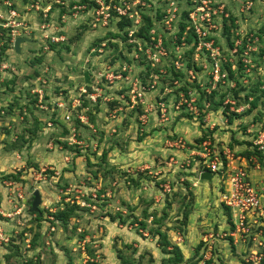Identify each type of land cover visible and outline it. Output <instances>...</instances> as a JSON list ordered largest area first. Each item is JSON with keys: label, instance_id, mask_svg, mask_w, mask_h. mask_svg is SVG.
Returning <instances> with one entry per match:
<instances>
[{"label": "rangeland", "instance_id": "obj_1", "mask_svg": "<svg viewBox=\"0 0 264 264\" xmlns=\"http://www.w3.org/2000/svg\"><path fill=\"white\" fill-rule=\"evenodd\" d=\"M40 1L50 5L56 0ZM71 1L57 0V3L68 8ZM181 1L185 8L187 1ZM218 1L229 17L224 21L225 26H231V16L235 18L229 33L225 34L224 29H220L221 32L213 38L214 47L220 53V68L226 77L219 81L214 79L211 59L203 53L197 56L193 47L194 38L188 43L183 36L180 40H174L173 34L178 37L176 29L172 34L165 33L164 45L169 56L163 60L159 70L166 73H160L155 89L173 87V90L158 94L161 98L169 94L173 102L169 103V108L165 106L159 112L149 103L155 105L157 93L151 94L140 110H133L131 103L128 106L121 102L122 108L110 111L108 101L116 97L115 90L121 86L118 84L147 86L142 82L152 83L154 79L151 75L156 71L142 65V62L136 67L126 62L130 66H125L124 70V64L116 57L121 52H127L128 48L123 47L120 38L112 41H120L117 49L111 47L108 41L112 38L106 36L107 30L113 34L118 32L115 24L105 30H92L87 22H91L94 18L91 14L95 12L88 16L82 11H72V14L61 18L53 12L47 21L46 7L42 8L44 18H39L38 12L24 9L30 5L28 0L15 2L25 21L24 28L27 30L24 31L34 32L30 39L35 42L21 44V55L16 54L12 47L10 55H7L8 51L4 54L5 58L8 56L3 62L7 68L2 69L3 64L0 65V205L4 197L7 196L8 200L6 208L0 206L1 214L5 217L0 222L3 229L0 236V264H23L32 255V264H86L90 260L78 251V247L85 244H91L96 264H120L117 250H121L124 257L131 256L130 264H167L162 260L165 256L160 250L158 236L149 234L150 228L154 232L158 228L151 218L146 223L148 230H141L140 225L133 226L125 230L126 236L117 230H110V215L130 214L129 209L125 213L122 208L123 200L138 201V205L143 201L138 220L142 221L141 211L144 208L148 215L163 220L160 229L174 233L169 235L170 241L174 239L181 245L183 241L178 234L181 233V220L195 203V188L191 187L184 172L189 165L194 172L197 169L194 166L206 168L202 158L187 152L188 149L197 153L209 147L217 150L218 156L223 158L226 150H230L235 157L255 152L263 176L264 155L257 153L253 141L264 130V0H250V10L246 9L245 0ZM34 23L38 26L34 27ZM65 24L66 27L63 26ZM92 27H95L94 24ZM60 34L66 37L63 43L50 46V42L44 41ZM182 41L186 44L182 45ZM102 42L107 44L102 50L106 56L92 63L89 50ZM45 44H48L47 49L44 48ZM9 45L11 48L12 44ZM113 54L118 61L112 57ZM138 58L144 59L140 55L134 57L136 60ZM176 62L182 63L183 70H191L195 77L176 78ZM107 65L114 68L106 69ZM204 65L208 67L205 69ZM120 75L121 78H116ZM127 77L129 79H125ZM81 87L92 90L90 93H97L94 89L98 88L101 90L98 96H106L97 103L86 104L88 108L84 112L88 122H80L77 126L76 117L81 112L73 107L72 102ZM43 90L47 96L41 103L36 94ZM185 100L186 103L181 105ZM59 102L65 104L64 110L57 107ZM212 102L215 105L220 102L222 106L215 110ZM98 103L101 104L97 106ZM38 104L44 105L36 107ZM65 111H70L74 116L70 123L63 119ZM211 111H219L225 123L222 124L218 117L214 118ZM226 126L233 130H225ZM211 128L218 130L216 137ZM23 135L24 139L20 140ZM104 152H107L105 159ZM252 168L250 166L249 170ZM95 172L99 173L97 178H94ZM11 174L19 177L18 180H3V177ZM141 176L144 178L142 181L139 179ZM138 179L140 188L131 182ZM217 180L214 177V182ZM9 182L15 184L12 191L8 187ZM35 190L42 195V223H37L35 216L29 212ZM66 203L75 204V213L67 225H59L56 221V224H49L54 220L50 212L59 211ZM225 215L213 214L216 224L196 225L197 230L205 235L210 234V229L217 231L216 234L219 230H225V226L229 229L230 221L224 218ZM132 218L133 222L135 219ZM18 226L25 228L24 231ZM35 234H39L40 238L31 249L33 246L30 242ZM227 238L222 240L226 241ZM12 239L13 243L10 241ZM52 241L55 242V249L61 252H54ZM124 241L130 249L124 246ZM18 244L21 254L16 257L15 247ZM199 244H182L185 253L190 255L182 264H200L207 254L214 255V250L206 252L205 244L197 255ZM229 245L226 249L220 248V252L217 249L222 254L221 264L233 257L241 261L232 242L229 241ZM198 259L201 261L198 262ZM213 263L212 259L207 261V264Z\"/></svg>", "mask_w": 264, "mask_h": 264}, {"label": "built area", "instance_id": "obj_2", "mask_svg": "<svg viewBox=\"0 0 264 264\" xmlns=\"http://www.w3.org/2000/svg\"><path fill=\"white\" fill-rule=\"evenodd\" d=\"M116 1L118 3H116ZM187 3L184 5V9L187 12L186 18V28L183 35V38L187 37L190 31L194 32L196 35L197 46L196 53L197 56L200 54H207L211 59V68L212 74L216 81H219L220 78L226 77L220 68L219 60V49L214 47L213 38L217 37L216 33H220L223 29L227 20L228 14L225 11L223 5H221L218 0H186ZM98 4V8L95 10L93 24L97 27L101 24L103 27L108 25L109 18L111 17L110 9L113 8L116 10L118 16L125 17L128 16L133 20L135 28L129 32V42L135 43L137 46H134V51L143 53L148 60V65L151 69H159L163 60L167 58L168 52L164 45L165 42V33L172 34L175 26L183 18L182 13V1L181 0H167L165 2L164 8L161 10L162 20L160 27L155 26L147 34V39L141 37L140 39H135L133 35L137 34L136 29L142 24V17L139 9V5L146 6L147 3L144 0H95ZM41 1H32L30 5L24 9L28 12L42 10ZM118 4V5H117ZM245 7L247 10L252 8V2L250 0H245ZM147 7H150L147 5ZM50 6L45 8V13L50 10ZM47 14H45L46 16ZM23 15L21 9H18L17 4L13 0H0V58L2 54V48L5 41L1 39L3 35V30H11L10 36L11 41L9 44H14V41L17 37H26L30 38L31 32L26 33L27 30L24 27V22L22 20ZM174 35V34H173ZM177 36L174 35V40ZM54 41L58 42V39L52 38ZM144 42H143V41ZM183 43L182 45H185ZM145 46V47H144ZM134 57H138V53L134 54ZM179 59L181 57L179 56ZM1 63L0 65H2ZM177 69L182 68V63L176 62L174 64ZM124 65V70L126 69ZM208 66L204 65L206 69ZM7 65L3 64L2 69H6ZM114 66H107L106 69H112ZM2 71V70H1ZM188 77L194 78V74L191 70H186ZM160 73H166L163 70H159L152 73V80L149 86H131L129 98L132 106L137 105L144 100V94L148 90H153L158 85ZM122 76H117L116 78H121ZM129 79V77L125 78ZM46 84V83H45ZM173 90V87L171 88ZM97 93H90L85 87H81L78 90V96L74 98L72 105L76 110L80 109L81 114L76 117L82 123L88 122V117H85V108L82 107L83 100H89L92 103H97L98 93L101 90L94 89ZM170 90L168 87H165V91ZM171 90V91H172ZM170 91V93H171ZM39 94V93H38ZM44 91L39 94L40 102L43 99ZM101 96V95H100ZM184 98V96H183ZM63 102L67 104L64 100ZM63 102L57 103V107L60 110H64L65 104ZM185 101H182L183 103ZM191 103V102H190ZM161 107H164V104H160ZM179 105V103L177 104ZM153 107V106H151ZM178 108V107H176ZM165 110V109H164ZM240 111V110H236ZM79 112V111H78ZM84 112V113H83ZM73 114L70 111H65L63 114V119L65 122L70 123ZM204 145H210L205 143ZM253 146L256 148V151L264 155V130L259 132L257 138L253 141ZM226 150V149H225ZM197 155L202 158L203 164L206 168H203L200 171V174L206 170L210 171L213 174V178L216 177L219 181L221 188L220 193V203L223 207L228 208L230 211V218L232 223V230L230 232V237L235 243H243L248 246L247 255L245 257V264H264V182L263 186L259 188L252 180L249 167L252 166L254 169L261 170L260 164L258 162L257 155H252L250 157L242 158L240 156H233L230 150L224 152V158L218 156L217 150H211L209 147L204 149V152H193L192 155ZM235 157V158H234ZM244 160L245 165H237L235 161ZM10 190L15 187L14 183H10ZM20 194H18L19 196ZM21 196V195H20ZM1 214V211H0ZM2 215V214H1ZM179 234V233H178ZM3 235V229L0 228V236ZM179 239L182 240V235L179 234ZM81 254L85 256L84 247H81ZM211 253L205 256V260L202 261V264H207V261L211 260ZM214 264V263H213Z\"/></svg>", "mask_w": 264, "mask_h": 264}, {"label": "trees", "instance_id": "obj_3", "mask_svg": "<svg viewBox=\"0 0 264 264\" xmlns=\"http://www.w3.org/2000/svg\"><path fill=\"white\" fill-rule=\"evenodd\" d=\"M14 1V0H13ZM32 1H37V0H32ZM146 3H147V5H149L150 7H147V5L146 6H142V5H139L137 8L139 9V11H140V14H141V17H142V24L140 25V26H138V28L136 29V31H138V33L137 34H135L134 35V38L135 39H140L141 37H143L144 39H147V37H148V33H149V31L155 26V22H157V26L158 27H160V23H161V20H162V16H161V6L160 5H162V4H164L163 2H164V0H144ZM29 0H28V4H29ZM117 2V1H116ZM119 2V1H118ZM31 3V2H30ZM106 3H108V0H106ZM55 4V5H54ZM41 6H42V8L43 7H47V6H50L51 8H50V10L48 11V13H47V15H46V17L45 18H47V21L49 20V16L51 15V13H53V12H55L56 11V8H60L61 9V11H60V14H68V13H71L72 11H74V12H81L82 11V9L81 8H75V6H81V7H83L84 6V11H86V10H91L92 12H95V10L99 7L98 6V4L95 2V0H73V1H71L70 2V4L68 5V8L67 7H65L63 4H59V3H57V0L55 1V3H53V2H51L50 3V5L48 4V3H46V2H44V1H42L41 2ZM74 7V8H73ZM40 15H39V18H44L43 17V14H42V10H38L37 11ZM110 14H111V17L109 18V22H108V25L107 26H102L101 24H99L97 27H92V25H93V21H94V18L93 19H91V22L89 23V22H87L88 23V26L92 29V30H98V29H103V30H105V29H108L112 24H115L116 25V28L118 29L117 31L118 32H116L115 34H113V33H111V32H108V30H107V33H106V36H110L112 39H110V41H108V42H110L109 44L111 45V47L113 46L115 49H117V47H118V43L120 42H117V43H114V42H112V41H115V39H118V38H120L121 39V41L122 42H120L121 44H123L124 46V48L126 47V48H128V50L132 53V58H130L131 60H129V57L128 56H125L124 54H123V52H121L120 53V55H119V57H116V58H119V62L121 63L122 62V64H123V62L124 63H126L125 61H127V63H129L131 66H133V67H136V65L138 64V63H140V62H142L143 64L142 65H145V66H148V67H150L149 65H148V60L146 59V56L143 54V53H141V52H138V51H134V49H137V48H134V49H132L134 46H137V44H135V43H130L129 42V32L131 31V30H134V28H135V25H134V22H133V20H131L130 18H128V16H123V17H119L118 16V14H117V12H116V10L115 9H113V8H111L110 9ZM73 13V12H72ZM182 13L186 16L187 15V12H186V10L182 7ZM80 14V13H79ZM92 15H93V17H94V15H95V13H92ZM185 16L180 20V22H179V27H178V25H176L175 26V29L177 30V35H178V37L176 38V40H180L181 39V37L184 35V32H185V28H186V25H187V22H186V18H185ZM37 19V18H36ZM230 20H231V22H232V24L234 25V22H235V18L234 17H232L231 16V18H230ZM226 21V20H225ZM42 22V21H41ZM226 23V22H225ZM232 24H231V26H232ZM33 26L34 27H37L38 25L36 24V23H34L33 24ZM225 26V25H224ZM231 26H225V28H223L224 29V32H225V34H227V33H229L230 32V27ZM99 27V28H98ZM177 27H178V29H177ZM83 28L84 29H87V27L86 26H83ZM51 29V28H50ZM90 30V29H89ZM10 31L11 30H3V35H2V37H1V39L2 40H4L5 41V43H4V46H3V48H2V56H1V58H0V64L1 63H3V62H5L7 59H8V56H7V58H5L4 57V54H6V52L8 51H12L13 52V48H12V46H11V48L9 47L10 45H9V42L11 41V36H10ZM32 34L30 35V38H32L33 37V35H34V32H31ZM175 35V34H174ZM106 36H104V37H106ZM29 38V39H30ZM53 36H50L49 38H47V40H44L45 42H50L49 44H50V46H54V45H56V44H58V43H63V42H61V41H59V42H56V41H54L53 39ZM195 39V41H194V43H193V47L194 48H196V46H197V40H196V35L194 34V32H192V31H190L189 33H188V35H187V37H186V39H187V41H188V43H191L192 42V39ZM35 41V40H34ZM143 41V40H142ZM144 42V41H143ZM165 42H166V40H165ZM165 42H164V44H165ZM45 46H48V44H45ZM45 46H44V48H45ZM107 46V44H106V42H102L101 44H99V43H96L95 44V46H93V47H91L90 48V50L89 51H91V50H93V52L91 53L90 52V55L91 56H93V55H97L99 58H101V57H105L106 56V54L104 55L103 54V49L105 48ZM145 47V46H144ZM103 50V51H102ZM136 53H138V55H140V56H142V57H144V59H134V54H136ZM7 55H9V54H7ZM115 54H113L112 55V57L113 58H115ZM9 57H11V56H9ZM96 57V56H95ZM97 57V58H98ZM115 58V60L116 61H118V59H116ZM121 58V59H120ZM123 58V59H122ZM3 59V60H2ZM39 60V59H38ZM112 63H113V60H112ZM130 65H127V66H130ZM156 70V73H158L159 72V69H155ZM148 75V74H147ZM174 75H175V77L176 78H184V76H187L188 77V74H187V72H186V70H183V68H181V69H177V71H175L174 72ZM147 77V76H146ZM144 85H147V86H149L151 83H149V84H147V82L145 81V82H142ZM120 87H118V88H116V90H115V92L117 93V95H116V97H111V98H109V101H108V103H109V106H110V108H111V110L110 111H112V110H116V109H118V108H122L120 105V103L122 102V103H130V98H129V94H127L128 92H129V90H131V85H129V84H127V83H120V84H118ZM146 86V87H147ZM112 87L113 86H111V89H112ZM171 87V86H170ZM169 86H168V88H170ZM108 88H110V87H108ZM163 88V87H162ZM44 89V88H43ZM118 89V90H117ZM164 89V90H163ZM163 89H153V90H148L145 94H146V98H144V100H143V102H140V103H138L137 105H135V106H133L132 108H133V110L135 109V108H137V110H140V107L142 106V105H144V104H146L145 102L146 101H148V98H150V95L152 94V96H153V94L154 93H157V100L155 101V105L153 104V103H151V102H149L150 103V105L151 106H153L152 108L156 111V112H159V111H161L162 110V107H161V105L160 104H164V107L165 106H168V108H169V103H172L173 102V98L172 97H170L169 96V94L167 95V96H165L164 98H161L160 96H158V94H164L165 93V88H163ZM44 91V90H43ZM92 91V90H91ZM91 91H89V92H91ZM103 91H105V90H103ZM215 93V92H214ZM213 93V94H214ZM204 94V93H203ZM212 94V95H213ZM46 96H47V94L46 93H44V95H43V99L42 100H44V99H46ZM104 96H106V95H104V94H102L101 96H99L98 97V100L100 101L101 99H103L104 98ZM121 96H123V98L121 97ZM36 97L37 98H39V94H36ZM211 97H213V96H211ZM112 99V100H111ZM161 100V101H160ZM35 101H37V100H35ZM43 102V101H42ZM41 102V103H42ZM98 102V101H97ZM205 102L206 101H204V106H206L205 105ZM213 103V102H212ZM86 104H92V102L91 101H89V100H85V101H83V103H82V107L83 108H88V106L86 105ZM101 103H98L97 104V106H99ZM214 104V103H213ZM42 105H44V104H38V105H36V107H43ZM256 105V102H254V104H253V106H255ZM222 106V103H217L216 105L214 104V109L216 110V109H218L219 107H221ZM125 107V106H124ZM210 107V106H209ZM210 111V110H209ZM87 113V112H86ZM90 119H91V122H93V120H94V118H93V116H92V114H91V117H90ZM72 121V120H71ZM76 121H78L77 122V126L78 125H80V120L78 119V120H76ZM67 123V122H66ZM82 123V122H81ZM30 133H32V132H30ZM21 139H24V135L23 136H21L20 137V140ZM141 140V139H140ZM203 140V139H202ZM201 140V141H202ZM19 141V140H18ZM257 153H259V152H257ZM256 153L255 152H246L245 153V157H250V156H252V155H255ZM107 156V152H104V155H103V157H104V159H105V157ZM87 161H90V159H87ZM103 162V161H102ZM105 162H106V160H105ZM104 162V163H105ZM90 163V162H89ZM191 166L189 165L188 166V170H185V174L184 175H191V174H193V172H191ZM203 169V168H202ZM95 176H94V178H97L98 176H99V173L98 172H95V174H94ZM4 179V181H10V179H17L18 180V178L19 177H17V176H15V175H13V174H11V175H7V176H5V177H3ZM141 181L144 179L142 176L139 178ZM137 180V181H133V180H131V182L133 183V186H135V187H138V186H140L139 184H140V180ZM131 182L129 181V184H131ZM9 183H11V182H9ZM128 184V185H129ZM9 187V186H8ZM42 196V195H41ZM7 197V196H6ZM6 197H4V199H3V202H2V204L0 205V206H2V209H4V208H6L7 207V204H5V203H7V200H6ZM32 199H34V197L32 196ZM5 200V201H4ZM18 201V200H17ZM140 201H142V200H140ZM132 201L131 200H129V201H126V200H123V202H122V207H126V209H129V211H130V214H128V215H123V214H121V213H118V215L119 216H113V215H110V218H111V220L112 221H115V220H119L118 222L120 223V222H122L124 225H126L127 227L129 226V225H133V223L134 224H137V226H142V228H140L141 230H148L149 228H147V224L146 223H148L149 221V218H151L152 217V222H153V224H155L156 226H158V228L155 230V232H154V230H153V228H150L149 229V234L151 233V234H153V235H156V236H158V238H159V247L161 248L160 250H161V252H162V254H163V256H165V257H162V260L165 262V263H167V264H182L184 261H185V256H184V253H183V251L181 250V248L179 247V246H177V245H173V242L172 241H170V239H169V234H168V232H163L160 228H161V224H162V222H163V220H161V219H155V216H153L152 214L150 215H148V212L143 208L142 209V211H141V213H142V216H143V220L142 221H139L138 220V217H136L135 216V210L137 209V208H139V207H141V205H142V203H143V201H142V203L140 204V205H134L133 203H131ZM73 205H75V204H73ZM72 204H70V203H66L65 204V207L64 208H62V209H60L59 211H56L55 213H51L50 212V214L54 217V220H52V222H50L49 224H56V222L58 223H60L59 225H62V226H66L67 225V223H68V221L70 220V217L71 216H73L74 215V213H75V211H74V206H73ZM227 210H228V216L229 217H231L230 216V211H229V209L228 208H226ZM41 211H40V213H30L31 215H34L35 216V221L37 222V223H42V220H43V218H44V216H43V214H44V211H43V209H40ZM192 210V209H191ZM49 211V210H48ZM29 212H31V202H30V210H29ZM109 215V214H108ZM189 215H190V211H188V212H185L184 214H183V220H181V222H182V226H181V233H179V234H181L183 237L186 235V233H187V224H188V220H189ZM17 217V216H16ZM16 217H14V219L16 218ZM133 217V218H132ZM5 217H3L1 214H0V222L1 221H3V219H4ZM131 218L134 220L133 222H132V220H131ZM163 218V217H162ZM139 221V222H137L136 223V221L137 220ZM231 219V218H230ZM229 219V220H230ZM30 220H28V222H29ZM56 221V222H55ZM230 223H231V220H230ZM40 225V224H39ZM4 226V225H3ZM231 226H232V223H231ZM6 228V227H5ZM17 228H19V229H21L22 227H17ZM11 229V227L9 228V230ZM24 229L25 228H22V231H24ZM67 229V228H66ZM7 230V229H6ZM179 232V231H178ZM22 235H23V233H22ZM21 235V236H22ZM38 238H40L39 237V234H35V236L32 238L33 239V243L32 242H30L31 243V249H33L35 246H36V242H37V240H38ZM80 238V237H79ZM82 239V238H81ZM12 243H13V239L12 240H10ZM98 241V240H97ZM8 243H5L4 245H7ZM52 244H53V249H54V252L55 253H57V252H61V251H59V250H57V249H55V242L54 241H52ZM123 244H124V246L126 247V248H128V249H130V246L128 245V243L127 242H123ZM204 245V243H200L199 245H198V247H197V251H196V254L198 255V253H199V251H201V248H202V246ZM16 251H15V256L17 257L18 255H20L21 254V248H20V245L18 244L16 247ZM71 251L73 252V250L71 249ZM78 251L79 252H82V249H81V246H79L78 247ZM84 251H85V254H86V256L88 257V259L90 260V261H88L86 264H96L95 262V254H94V251L91 249V244H85V246H84ZM116 253H117V255H118V260H119V262H120V264H130V262H131V260H132V258H131V256L129 255V256H127V257H124L123 256V254L121 253V250H117L116 251ZM34 255H32V256H28V257H30V258H28V259H26V261L24 262L23 261V264H32V262H33V257ZM167 256V257H166ZM22 257V256H21ZM20 258V257H19ZM196 258H194L193 260H195ZM199 260L200 259H198L197 261L199 262ZM95 261V262H94ZM130 261V262H129ZM201 261V260H200ZM163 263V262H162ZM134 264V263H133Z\"/></svg>", "mask_w": 264, "mask_h": 264}, {"label": "crops", "instance_id": "obj_4", "mask_svg": "<svg viewBox=\"0 0 264 264\" xmlns=\"http://www.w3.org/2000/svg\"><path fill=\"white\" fill-rule=\"evenodd\" d=\"M15 2L17 3V0H15ZM164 5H165V2H164V4L160 5L161 6V10L164 8ZM75 8H81L82 9V12L85 13L86 15H88V16H90V14L92 12L91 10L84 11V6L83 7H81V6H75ZM60 11H61L60 8H57L56 9L55 13H56L57 17L61 18V17L65 16V15H67V14H63V15L60 14ZM74 18H76V17H74ZM76 23L77 22H74V24H76ZM66 24L63 25V26L66 27ZM61 30H63V28H61ZM61 34L59 36L54 35L53 36L54 39L55 40L58 39V42L59 41H61V42L66 41L65 40L66 37L63 36V35H61ZM33 41L34 40H31V41H29L27 43H31ZM47 48L48 47L45 46V49H47ZM132 49H134V47ZM121 50L122 49H120V51ZM21 51H22V45H21ZM9 52H8V54L10 55L11 53H9ZM92 52H93V50H91V53ZM123 54L125 56H128L129 57V60H131L130 58H132V53L129 50L127 52H123ZM89 58L92 59V63H93V60L100 59L99 57L97 58L94 55L93 56H90ZM88 61H90V59ZM125 62H127V61H125ZM123 64L124 65H127L126 63H123ZM107 66H109V65H107ZM112 89H114V87H112ZM169 89H171V88H169ZM127 94H130V90H129V92ZM121 97L123 98V96H121ZM144 98H146V94H144ZM126 104H128V106H129L130 103H126ZM212 113H214L213 114L214 115L213 116L214 118H217L218 117L219 120H220V122L222 124L225 123L224 120H223V117L220 115V112L219 111H214ZM215 113H216L217 116L215 115ZM214 129L215 128H211V130H214ZM220 129H221V127L219 126L218 130H220ZM224 129L225 130H229V129L233 130V128H228L227 126ZM215 130L213 132V136L214 137L217 136V131H218V130L217 131H215ZM206 132H208V131L206 130ZM223 148H226L225 145H223ZM187 152H190L191 154L193 153L191 148L188 149ZM240 157L245 158V156H240ZM235 163L237 165H241V166L246 164V162L244 160H241V161L238 160V161H235ZM194 168L195 169L197 168L196 171L194 172L193 170H191V172H193V174L188 175V177L186 176V179L191 184V187H194L195 188V191H193V190L190 189L191 191H193L194 198H195L194 199V202L195 203L193 205V208H191L192 210L190 211L189 220H188V224L189 225L187 226V233H186V235L184 237L182 236V241H183L182 244H186L185 246H190L189 244L196 246L197 243L203 242L205 244L206 248H207L206 252L209 253V252H212L214 250L213 251L214 252V255L213 254L211 255V259L214 261V264H217L218 262L220 263V261L222 260L221 259V255L222 254H219L218 253V252L221 251L220 248L221 249L222 248H225L226 249L227 246L230 247V245H229V241H230V242H232L233 248L236 250V254H239L240 255V260L241 261H238V260H236V257H233V259H231L229 262H227L225 264H245V260L244 259H245L246 255H247L248 246H246L245 244H243L241 242L235 243L232 240V238L230 237V232L232 230V227H229V229H226L227 226H225V230H222V231L219 230V233H217V234H216L217 231L216 232L215 231L212 232V229H210L211 232L208 231V232H210V234H205V235H203L200 230H197V228H198L197 226L198 225H200V226H205V225L206 226H212V225H215L216 223H214L215 221H213L214 220V218L212 216L213 214L214 215H217V216H220V215L223 216V215L226 214L224 216V218L226 217V219L228 220V222L230 220H229V216H228V210L225 207H223V205L220 203L221 188H220V185H219V181L214 182V178H213V180L211 182L201 180L200 179V171H202V169H200V167L198 168V166L197 167L194 166ZM146 169H148V168H146ZM159 171H160V173L162 172V170H160V169H159ZM249 173H250V176H251L253 182L259 188H261L263 186V182H264V174L262 176L261 175L262 172L259 171V170H257V169H254V168L250 169L249 170ZM197 175L199 177H197ZM190 178H193V180H191ZM138 187L140 188V186H138ZM131 203H133L134 205H138V201L137 202L132 201ZM5 204H7V203H5ZM122 208L124 209V211L126 213L127 212L126 207H122ZM140 209H141V207H139V208L136 209V211H135V216L136 217H139V215H140L139 210ZM207 217H210V218L207 219ZM151 219H152V217H151ZM118 221L119 220H115V221H112L110 223V225H109L110 230L111 231L117 230L119 232L124 233L125 236H126V233H127V231H125V230H129V229H132L133 226H137V224H135V225H129L127 227L122 222L119 223ZM229 225L231 226V223L230 222H229ZM168 234L169 235H172L174 233H172L171 231H169ZM214 234L216 235V238L214 237ZM227 236L229 238H227ZM224 238H227V240L226 241H223L222 239H224ZM99 241L101 242V240H99ZM172 241H173V243L175 245H177V246H179L181 248V250L184 253L185 258L190 257V255L188 256L185 253V251H184L185 247H183L182 244L181 245L180 244H177L176 242H174V239ZM222 242H223V244H222ZM217 249H218V252H217ZM223 255H224V253H223ZM200 264H202V262H200Z\"/></svg>", "mask_w": 264, "mask_h": 264}, {"label": "water", "instance_id": "obj_5", "mask_svg": "<svg viewBox=\"0 0 264 264\" xmlns=\"http://www.w3.org/2000/svg\"><path fill=\"white\" fill-rule=\"evenodd\" d=\"M29 41H31L29 38L21 37V36L17 37L13 44L14 52L18 55H21L22 53L21 44L27 43ZM200 179L203 181L211 182L213 180V174L210 171L206 170L200 174ZM33 197L34 199L31 204V213H40L41 211L40 205L42 203V197L39 190H35L33 192Z\"/></svg>", "mask_w": 264, "mask_h": 264}, {"label": "clouds", "instance_id": "obj_6", "mask_svg": "<svg viewBox=\"0 0 264 264\" xmlns=\"http://www.w3.org/2000/svg\"><path fill=\"white\" fill-rule=\"evenodd\" d=\"M261 154V153H260ZM83 256V255H82ZM84 257H87L86 255L84 256ZM87 259H88V257H87Z\"/></svg>", "mask_w": 264, "mask_h": 264}]
</instances>
